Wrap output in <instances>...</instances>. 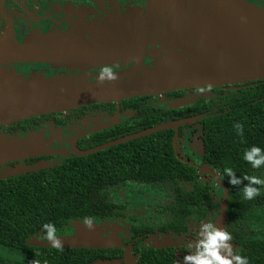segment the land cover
<instances>
[{
	"label": "flooded vegetation",
	"instance_id": "flooded-vegetation-1",
	"mask_svg": "<svg viewBox=\"0 0 264 264\" xmlns=\"http://www.w3.org/2000/svg\"><path fill=\"white\" fill-rule=\"evenodd\" d=\"M242 1L264 12V0ZM147 3L148 0H0V51L24 46L29 42L28 40L33 38L76 37L87 41L92 30L107 28L111 25L113 18L121 17L130 10L146 9ZM146 51H150V48L148 47ZM6 62L0 61V70L25 79H29L33 75H41L44 78L80 76L95 80V77L99 76L100 69L104 66L89 69L54 67L50 64L37 62ZM150 63L151 60L144 59L145 65H150ZM108 66H112L115 73L127 68L121 66L120 62ZM245 89H257L261 91V95H264V78L245 83L222 85L218 88H189L150 96L153 97L154 107L165 113L170 112V115L179 116L176 120L162 124L187 121L185 125L178 128L176 140L177 156L187 163L181 162L176 157L172 144L175 132L168 129L173 132L171 144L175 158L185 164L189 171H194L201 181L197 183L200 188L198 191H194L191 183L184 184L185 187L183 184L181 185L185 192L198 195L197 198H189L187 203L194 212L190 216V222L185 226L187 230L177 233L172 231L171 226L168 229L163 228L165 223L170 225L169 216H162L154 209L130 206L129 200L124 197L123 217L112 220L92 219V224L106 227L101 235L105 243L108 244L106 247L63 246V250L59 251L52 248L50 242L44 239L45 236L40 232H35L28 237L25 236L21 248L0 244V246L16 250L22 255V260H12L0 256V264H34V262L36 264H164L167 258H163L160 262L154 261V256L162 251L172 252L173 263L182 264L183 257L190 254L188 245L195 243L201 224L211 222L220 229H226V200L228 196L225 200L224 216L219 218L224 195L223 189L211 175L202 172L206 170L216 175L219 181L225 185L221 179V169L212 167L205 159L202 116L210 112L220 114L231 109H234L233 114H235L239 102L231 101L232 94ZM168 95L170 96L167 97ZM139 98L143 97L134 99ZM134 99L122 101L119 108L114 103L94 104L75 108L73 110L76 111L69 113H67L68 111L53 113L59 114L56 117L42 115L0 125V180L18 178L21 175L37 172L29 170L42 164L54 166L67 156L79 157L70 152V142L84 135L76 140L75 148L81 152L90 150H80L79 143L88 137L96 136L116 127L123 117L133 114L130 108L126 112H122L121 104ZM178 102L185 104L180 107L172 106ZM105 104H113L114 112L106 109ZM117 114L119 115L117 123L111 125ZM57 119H61V122H55ZM107 125L111 126L89 133ZM125 137L127 136L121 138ZM29 146H36L39 151L29 155L26 150L24 151ZM236 146L245 148L251 144L237 143ZM16 149H20L22 152L14 154ZM225 187L227 188L226 185ZM121 196L123 197V195ZM208 196H210V200L207 199ZM237 210L243 209L237 208ZM82 221H74L66 225L63 232L56 234L57 237L61 240L74 238L77 234V226L85 227ZM228 243L231 244L233 254H235L237 246L231 240ZM53 249L56 250L54 254H49L48 251Z\"/></svg>",
	"mask_w": 264,
	"mask_h": 264
},
{
	"label": "water",
	"instance_id": "water-1",
	"mask_svg": "<svg viewBox=\"0 0 264 264\" xmlns=\"http://www.w3.org/2000/svg\"><path fill=\"white\" fill-rule=\"evenodd\" d=\"M28 41L24 46L0 51V61L89 69L120 62L127 68L115 73L117 79L110 82L101 81L99 76L95 80L41 75L25 79L0 70V125L88 105L114 103L119 108L122 101L138 97L264 78V12L242 0H148L146 9H133L113 18L107 28L92 30L87 41L76 37ZM148 47L150 51H146ZM146 58L151 60L150 65L144 64ZM118 119L117 114L111 125ZM186 122L158 125L84 152L75 148L76 140L84 136L81 135L70 142V152L86 157L171 129L175 132L172 141L175 155L187 163L176 152L178 128ZM25 150L32 155L39 148L29 146ZM21 152L16 149L14 154ZM50 166L42 164L29 171ZM202 172L211 175L223 189L219 216L222 218L227 188L216 175ZM62 241L63 246L69 247L108 245L99 238L74 237Z\"/></svg>",
	"mask_w": 264,
	"mask_h": 264
},
{
	"label": "trees",
	"instance_id": "trees-1",
	"mask_svg": "<svg viewBox=\"0 0 264 264\" xmlns=\"http://www.w3.org/2000/svg\"><path fill=\"white\" fill-rule=\"evenodd\" d=\"M260 93L257 89L239 90L232 94L231 101L239 102L235 114L231 109L202 116L205 159L212 167L221 169V179L229 192L225 231L237 246L235 254L246 256L248 264H264V186L253 185L261 193L251 200L245 199L242 191L248 184L243 179L245 175L264 179V164L254 169L243 159L245 150L253 146L264 151V95ZM153 102L150 96L123 102L121 111L130 108L133 114L123 117L116 127L82 140L79 149L92 150L108 141L179 118L154 107ZM104 106L114 112L113 104ZM237 124L242 130L237 129ZM172 135V131L164 130L87 157L67 156L54 166L0 180V244L21 248L25 236L35 232L45 236L42 225L46 223L53 224L57 234L66 225L85 217L96 220L123 217L124 197L130 206L154 209L162 216H169L171 223L163 224V228L172 227L177 233L187 230L185 226L194 213L187 203L198 195L185 192L184 184L191 183L194 191H198L197 183L201 181L175 158ZM237 143L251 146L240 148ZM226 168L232 169L235 176L228 177ZM232 178L241 179V183L231 185ZM195 216L198 218L196 213ZM163 258H167L164 264L173 263L172 252L166 251L155 255L154 261Z\"/></svg>",
	"mask_w": 264,
	"mask_h": 264
},
{
	"label": "clouds",
	"instance_id": "clouds-1",
	"mask_svg": "<svg viewBox=\"0 0 264 264\" xmlns=\"http://www.w3.org/2000/svg\"><path fill=\"white\" fill-rule=\"evenodd\" d=\"M99 79L104 82H110L117 79L112 66L105 65L100 69ZM237 129L242 130V126L237 124ZM243 159L251 164L255 169L264 164V151L261 148L253 146L251 149L245 150ZM225 174L228 177H234L235 174L230 168H226ZM248 184L243 188V196L245 199L251 200L255 196L260 195L261 189L253 187V185L264 186V179L255 176L243 177ZM229 183L233 186L241 183V179L232 178ZM93 220L91 217H85L82 224L88 229L92 228ZM46 235L44 239L50 242V246L59 251L63 250V241L56 235V228L51 223L42 225ZM231 234L223 229L214 226L211 222L201 224L196 235L195 243H190L188 248L190 254L185 255L182 264H248L246 256L233 254V248L228 241ZM36 264V262H34Z\"/></svg>",
	"mask_w": 264,
	"mask_h": 264
},
{
	"label": "rangeland",
	"instance_id": "rangeland-1",
	"mask_svg": "<svg viewBox=\"0 0 264 264\" xmlns=\"http://www.w3.org/2000/svg\"><path fill=\"white\" fill-rule=\"evenodd\" d=\"M75 78H80V76L75 77ZM77 227H78V229H76L77 234L74 237L99 238V239H102L101 235L104 233V229L106 228L104 226L96 225V224H92L91 229H88L86 226L85 227L77 226ZM0 256L9 258L12 260H22V255L20 252L4 247V246H0Z\"/></svg>",
	"mask_w": 264,
	"mask_h": 264
}]
</instances>
